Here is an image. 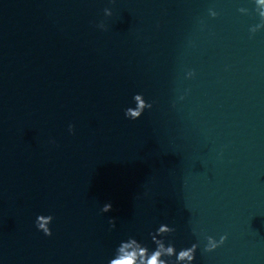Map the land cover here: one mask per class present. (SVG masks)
Wrapping results in <instances>:
<instances>
[{"label":"water","instance_id":"water-1","mask_svg":"<svg viewBox=\"0 0 264 264\" xmlns=\"http://www.w3.org/2000/svg\"><path fill=\"white\" fill-rule=\"evenodd\" d=\"M257 23L254 0H0V264H107L161 224L194 264H264Z\"/></svg>","mask_w":264,"mask_h":264},{"label":"clouds","instance_id":"clouds-1","mask_svg":"<svg viewBox=\"0 0 264 264\" xmlns=\"http://www.w3.org/2000/svg\"><path fill=\"white\" fill-rule=\"evenodd\" d=\"M255 12L259 17V23L251 26L249 32L254 36L258 31L264 30V0H254ZM239 11L243 14L248 13V9L240 8ZM209 16L215 18L218 13L214 9L208 10ZM104 15L106 17L112 16V10L110 8L104 9ZM101 30H107L106 25L101 22L97 25ZM195 76L193 70H189L185 74L186 79H192ZM184 97L181 96L180 99ZM135 107H127L124 110V117L130 121L139 120L145 110H150L153 104L148 102L142 93H136L132 97ZM68 131L70 134H75V125L69 124ZM52 143H55L52 141ZM147 195V193H145ZM112 210L111 202L105 203L102 208V213H108ZM54 217L52 215H38L36 217L35 226L38 231L42 232L44 236L51 237L53 235L50 225L53 222ZM109 228H116V219L109 218ZM175 232L174 227H170L167 224H161L154 232L149 233L152 243L155 248L149 250V248L138 241L135 237L129 236L126 240L120 241L115 249L113 256L108 260L107 264H194L196 260V253L199 248L198 243H193L190 247L182 248L177 251L175 245L171 242H167L165 237ZM228 239L227 235H221L217 240L213 236L206 237V244L204 246V252H213L220 246H222Z\"/></svg>","mask_w":264,"mask_h":264}]
</instances>
